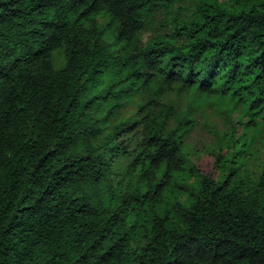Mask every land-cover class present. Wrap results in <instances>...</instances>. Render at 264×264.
<instances>
[{
  "label": "trees",
  "instance_id": "16d2710c",
  "mask_svg": "<svg viewBox=\"0 0 264 264\" xmlns=\"http://www.w3.org/2000/svg\"><path fill=\"white\" fill-rule=\"evenodd\" d=\"M0 264H264V0H0Z\"/></svg>",
  "mask_w": 264,
  "mask_h": 264
},
{
  "label": "rangeland",
  "instance_id": "374dc122",
  "mask_svg": "<svg viewBox=\"0 0 264 264\" xmlns=\"http://www.w3.org/2000/svg\"><path fill=\"white\" fill-rule=\"evenodd\" d=\"M145 36H148V33H146ZM221 118V117H220ZM222 119V118H221ZM219 119L217 113L213 111V108H208L207 111V117L200 119L201 122L207 121L209 124L211 123H217L219 124L220 128L222 129L223 123L222 120ZM241 132V127H238L237 133ZM213 139L212 134L208 131L207 127L201 126L200 123H198L193 131L191 132L187 143L195 145L197 148L196 154L193 155V160L195 161V164L198 165V167L201 169L202 172L209 173L212 171V158L210 155L206 154L204 152L205 146L209 145L211 140ZM238 162L235 163V166L242 165V162L245 161L244 157H237ZM262 161H256L255 156L252 153V156H248L245 165L241 167V171L239 172V175L245 174V171H247L248 174H251L252 176L256 175V172L258 171V165H260Z\"/></svg>",
  "mask_w": 264,
  "mask_h": 264
}]
</instances>
